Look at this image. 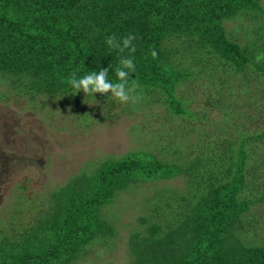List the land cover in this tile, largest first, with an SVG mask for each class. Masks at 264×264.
Instances as JSON below:
<instances>
[{
  "label": "trees",
  "instance_id": "16d2710c",
  "mask_svg": "<svg viewBox=\"0 0 264 264\" xmlns=\"http://www.w3.org/2000/svg\"><path fill=\"white\" fill-rule=\"evenodd\" d=\"M263 2L0 0V77L8 81L0 84L6 87L0 101L14 93L32 99L48 95L55 101L69 100L75 110L80 109L83 92L76 93L67 83L72 72L83 77L107 68L108 80L119 82L115 69L129 51L111 48L106 38L114 34L122 41L131 34L136 51L131 54L135 71L130 72L129 85L135 81V90L142 93L135 97L143 100L150 91L154 102L180 114L184 108L176 94L188 74L174 67L172 58L179 49L192 63L206 65L209 73L212 69L219 75H238L244 86L246 78L239 75H248L251 69L255 82L264 79ZM230 22L236 23L232 30L227 27ZM153 50L158 54L155 59ZM252 83L253 91L245 88V96L258 102L255 107L262 122L264 88ZM227 91L237 94L231 83ZM111 96L97 93L87 99L107 102ZM114 104L106 107L111 110ZM244 132L236 145L220 146L217 141L220 154L206 158L201 154L184 166L141 151L120 159L109 157L49 195L39 193L45 198V209L35 197L36 186L27 188L30 175L18 176L20 193L11 214L16 227L5 232L6 222L0 220V264H90L91 257L112 254L123 238L117 225L123 204H134L132 198L124 202L125 196L182 175L191 179L188 191L167 187L148 195L141 190L146 210L131 220L137 225L129 231L123 260L128 264H264V186L257 182L264 176V127ZM21 196L29 198V208L36 211L34 221L26 217L28 223L19 228Z\"/></svg>",
  "mask_w": 264,
  "mask_h": 264
},
{
  "label": "rangeland",
  "instance_id": "374dc122",
  "mask_svg": "<svg viewBox=\"0 0 264 264\" xmlns=\"http://www.w3.org/2000/svg\"><path fill=\"white\" fill-rule=\"evenodd\" d=\"M235 26V22L227 24L230 30ZM182 54L183 50L179 49L172 58L174 67L188 74L178 84L176 97L184 111L177 115L168 111L165 104L154 102L150 91L145 92L143 100L131 101L130 105L113 96L107 102H101L100 98L89 100L83 93L78 110L72 107L71 101H55L48 95L34 99L25 96L26 99L14 93L0 101V220L6 222L5 232L11 233L16 227L11 214L15 213L16 197L20 193L16 186L20 176L30 175L31 183L27 188L33 190V185L36 186L35 197L45 209V198L39 193L49 195L78 173L96 169L109 157L120 159L130 152L141 151L161 161L184 166L201 154L203 158L214 152L220 154L215 148L217 141L220 146L228 142L236 145L244 131L263 129L264 120H259V110L255 107L258 102H249L245 88L253 91L252 82L257 83L255 87L264 88V79L259 77L255 82V71L251 69L248 75H239L246 78L248 85L244 86L236 79L238 75H219L212 69L209 73L206 65L194 64ZM7 82L0 77V84ZM230 83L236 88V95L227 91ZM2 87L6 88L0 85V92L4 90ZM131 95L142 97L139 90ZM111 103L115 104L109 110L106 106ZM108 111L114 116L108 117ZM86 112L87 115L81 117ZM257 182L264 186V176ZM191 186V179L182 175L144 185L141 190L151 195L156 189L169 187L181 193ZM141 190L136 191L137 195L125 196L124 202L132 198L134 204L129 207L123 204L125 210L117 224L123 237L119 240L120 248L112 254L102 252L98 259L91 257L90 264L92 260L93 264H128L122 253L126 251L125 241L130 229L137 225L131 220L146 210L147 199ZM29 202V198H19V228L25 225L23 222L28 223L26 217L34 221L36 210L29 208ZM107 216L113 217L112 214Z\"/></svg>",
  "mask_w": 264,
  "mask_h": 264
},
{
  "label": "clouds",
  "instance_id": "9594fccd",
  "mask_svg": "<svg viewBox=\"0 0 264 264\" xmlns=\"http://www.w3.org/2000/svg\"><path fill=\"white\" fill-rule=\"evenodd\" d=\"M135 39L134 35H128L123 38L122 41H118L113 34L106 38V43L114 49H118L120 53H124L125 50L129 51L128 57H121L119 60V67L115 69V75L119 82L113 83L108 80L109 69L104 68L100 71H91L83 77H78L75 71L72 72L68 78L67 83L75 90L76 93L83 92L86 96L95 95L97 93L107 96L109 93L121 103H128L130 100L135 103L137 98L130 95L138 87L135 81L129 85L130 72L135 71V64L131 54L136 51L132 45V41ZM153 59L157 58V52L153 50L151 52ZM261 57H258L260 59Z\"/></svg>",
  "mask_w": 264,
  "mask_h": 264
}]
</instances>
